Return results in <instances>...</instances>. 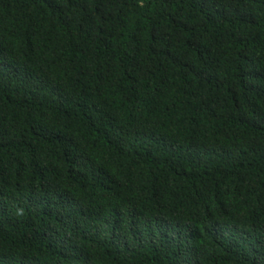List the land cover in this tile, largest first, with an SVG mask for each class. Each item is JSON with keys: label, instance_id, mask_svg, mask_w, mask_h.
<instances>
[{"label": "trees", "instance_id": "16d2710c", "mask_svg": "<svg viewBox=\"0 0 264 264\" xmlns=\"http://www.w3.org/2000/svg\"><path fill=\"white\" fill-rule=\"evenodd\" d=\"M0 264H264V0H0Z\"/></svg>", "mask_w": 264, "mask_h": 264}]
</instances>
